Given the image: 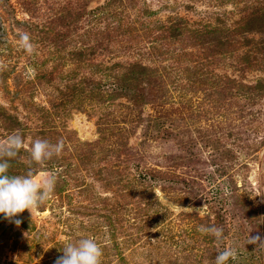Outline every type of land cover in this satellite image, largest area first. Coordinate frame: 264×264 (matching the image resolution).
I'll return each mask as SVG.
<instances>
[{
    "label": "rangeland",
    "instance_id": "1",
    "mask_svg": "<svg viewBox=\"0 0 264 264\" xmlns=\"http://www.w3.org/2000/svg\"><path fill=\"white\" fill-rule=\"evenodd\" d=\"M258 26L264 0H0V145L25 140L9 175L56 178L41 207L0 227V264H55L83 237L102 264H214L225 247L231 264H264L250 242L264 239ZM134 64L151 84L127 92ZM154 120L173 137L148 131ZM37 139L63 151L33 164Z\"/></svg>",
    "mask_w": 264,
    "mask_h": 264
},
{
    "label": "clouds",
    "instance_id": "2",
    "mask_svg": "<svg viewBox=\"0 0 264 264\" xmlns=\"http://www.w3.org/2000/svg\"><path fill=\"white\" fill-rule=\"evenodd\" d=\"M23 48L34 52V45L28 33L20 36ZM25 140L22 134L16 133L8 137L7 142L0 145V216L12 220L19 214L28 210L31 214L36 208L41 207L54 193L56 186L55 176H47L39 181L35 172L30 168L26 175H9L11 161L16 159L24 148ZM63 151V143H51L46 139H37L30 146V162L43 164L54 156H59ZM15 224L22 221L15 219ZM201 233L211 234L217 241L223 240V229L201 225ZM264 243V239L256 236L250 239L251 243ZM63 256L56 259L55 264H102L103 249L94 238L83 237L75 242L68 243L63 248ZM236 250L225 247L218 251L214 264H231L236 260Z\"/></svg>",
    "mask_w": 264,
    "mask_h": 264
},
{
    "label": "trees",
    "instance_id": "3",
    "mask_svg": "<svg viewBox=\"0 0 264 264\" xmlns=\"http://www.w3.org/2000/svg\"><path fill=\"white\" fill-rule=\"evenodd\" d=\"M261 26H258L257 28L252 27V29L250 31V34L252 33V35H253L252 38H250L251 40H254V39L256 40L257 39V38H255V35L254 34H257V35L258 34H263L264 35V33L261 32V28H262ZM174 31L175 32L176 31H178V32L180 31L181 32V29L177 28V26H176L175 29H174ZM201 39H202V37H201ZM254 51L255 52H258V50H255V49H254ZM150 73H151L150 72V69H148L146 67H142V66H140L138 64H134L129 69V72H128V74L129 75H132L134 79L133 78H131V79H127L126 78L125 82H126L127 86L125 87V91H127V92H129L131 90L133 91V88L135 86L136 87L139 86L141 83H143V81L144 82H148V83L151 84V79H147V78L150 77V75H151ZM139 79H142V80H139ZM259 85L262 87L263 83L261 82ZM259 88L260 87H255V90L258 91ZM94 89L99 90L98 88H94ZM95 94H97V93H95ZM151 122H153V124H151ZM151 122H148V128H147L148 131H151V129H152V131H154V133L157 136L158 135H161V136H163L164 139H168V137H170L172 135V133H170V130H167V129L164 128L163 121H161V120H154V121H151ZM171 137H173V135ZM7 221H8V219L2 218L0 220V227L2 225H4Z\"/></svg>",
    "mask_w": 264,
    "mask_h": 264
}]
</instances>
